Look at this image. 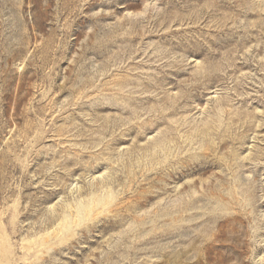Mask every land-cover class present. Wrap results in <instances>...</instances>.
I'll return each instance as SVG.
<instances>
[{"label":"rangeland","instance_id":"374dc122","mask_svg":"<svg viewBox=\"0 0 264 264\" xmlns=\"http://www.w3.org/2000/svg\"><path fill=\"white\" fill-rule=\"evenodd\" d=\"M0 264H264V0H0Z\"/></svg>","mask_w":264,"mask_h":264}]
</instances>
